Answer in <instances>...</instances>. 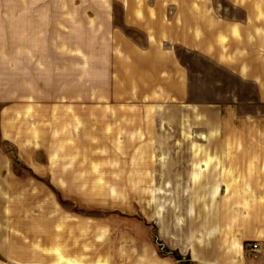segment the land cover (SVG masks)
Listing matches in <instances>:
<instances>
[{"label": "rangeland", "instance_id": "rangeland-1", "mask_svg": "<svg viewBox=\"0 0 264 264\" xmlns=\"http://www.w3.org/2000/svg\"><path fill=\"white\" fill-rule=\"evenodd\" d=\"M208 3L244 17L227 0ZM182 6L0 0V264H197L221 257L217 240L233 231L259 232L242 253L264 264V20H206L215 63L181 43L194 31ZM126 37L169 46L187 95L147 88ZM196 144L253 147L255 178L209 199L184 177L153 181V160L182 167L185 155L154 150Z\"/></svg>", "mask_w": 264, "mask_h": 264}, {"label": "crops", "instance_id": "crops-1", "mask_svg": "<svg viewBox=\"0 0 264 264\" xmlns=\"http://www.w3.org/2000/svg\"><path fill=\"white\" fill-rule=\"evenodd\" d=\"M180 1H183V6L180 8L181 14L184 16L183 20H191L189 25L191 28L192 26L194 28V31H191L190 34H185V38L181 43L185 48L199 52L209 57L215 63L224 62L222 53L217 51L216 39H207L208 36L205 34L206 20H264V0H227L231 3L232 8H242L245 10L242 19L238 16L227 18L223 13L214 11V9H218L219 4L213 7L208 3L209 0ZM145 20L151 19L146 18ZM168 20H175V18ZM186 23L188 25V22ZM172 34L173 37H170ZM169 37L175 43V29H173L172 33L169 31ZM133 41V39L126 37L122 41V45L130 54L134 55L137 66L140 64L144 66L143 73L145 74V80L148 81L145 84L147 88L157 89V87H160L163 90L173 89L172 93L167 91V96L174 99L176 98L174 91L176 86L179 90L184 89L185 94L187 93V74H183L181 67L177 64L175 53L169 46L167 49H163L152 37L147 38L146 44L142 46ZM209 47H212L213 51H208ZM228 53L230 51H227V54H225V61L227 63L231 65L233 63L241 64L233 59L231 53L230 55ZM136 70L139 73L140 69L138 67ZM149 76L150 79H148ZM161 147L162 150L158 147V150L154 151L157 153L180 152L185 155L183 156L182 167H173L177 163L170 160L164 162L162 166L158 162L156 166V161L153 160L152 177L154 182L157 180V184H159L161 179H169L172 176H174L173 178L184 177V184L194 186L190 189L191 194L199 196L207 194V198L209 199V196L215 198V194H218L220 190L222 195H225V186L237 184L239 181L243 183L240 179L245 178L246 175L248 176V183H250V178H255L257 166L254 156L255 150L251 146L196 144L184 146L165 145ZM190 153L219 155L193 157L188 155ZM207 165H209V168H207ZM229 199H231L230 196ZM258 234V231H253L252 235L249 236L245 231H238V233L233 231V235L229 238L224 239L222 236L221 240H217V247L223 249L221 257L209 259L208 257H204L202 253L193 257L192 261L197 264H255L252 258L244 257L241 245L244 241L256 237ZM202 244L203 242L198 243L199 246ZM203 247H205L204 244Z\"/></svg>", "mask_w": 264, "mask_h": 264}, {"label": "built area", "instance_id": "built-area-1", "mask_svg": "<svg viewBox=\"0 0 264 264\" xmlns=\"http://www.w3.org/2000/svg\"><path fill=\"white\" fill-rule=\"evenodd\" d=\"M247 253L249 256H253L258 251V244L256 242L249 243Z\"/></svg>", "mask_w": 264, "mask_h": 264}]
</instances>
